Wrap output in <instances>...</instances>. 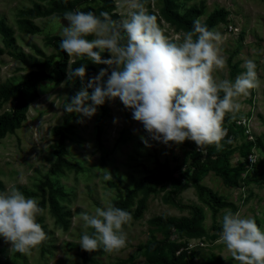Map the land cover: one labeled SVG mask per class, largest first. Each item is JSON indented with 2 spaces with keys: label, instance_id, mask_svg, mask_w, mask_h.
Returning a JSON list of instances; mask_svg holds the SVG:
<instances>
[{
  "label": "rangeland",
  "instance_id": "obj_1",
  "mask_svg": "<svg viewBox=\"0 0 264 264\" xmlns=\"http://www.w3.org/2000/svg\"><path fill=\"white\" fill-rule=\"evenodd\" d=\"M54 1L59 0H0V22L10 29L8 38L0 35V85H15L30 71L52 75V63L58 58L48 40L51 37L62 39V27L68 26V22L64 16L56 14L42 16L31 21L38 30L31 34L20 29L19 13L37 4L46 11ZM112 1L117 21L127 18L129 9L124 0ZM200 3L204 8L199 18L201 23L215 10L227 12L225 22L213 28L224 37L222 55L227 65L214 75L235 82L246 71L245 61L251 59L257 66L260 81L258 88L238 99L242 108L235 118L232 114L226 115L232 118L226 124L233 131L230 167L243 168L236 187L224 185L212 172L201 176L200 184L234 207V211L226 209L239 212L242 218H253L264 231V0H182L176 3V11L181 14ZM86 6L96 9L99 3L89 1L79 5L77 10ZM145 7L148 14L157 18L165 36L182 42L184 32L161 18L160 1L145 0ZM101 55L110 58L107 51ZM78 61L92 68L96 75L101 70L100 65L86 57L67 55L64 80L58 85L40 81L36 97L27 99L20 128L0 140V192L15 186L26 197L43 203L44 213L38 219L47 235L44 243L27 254L10 251L11 245L0 237V264H148V247L163 240V232L149 221L155 217L190 218L196 211L202 217L204 234L195 239H180L176 235L171 238L183 246V261L186 264H238L225 245L218 243L225 209H211L199 201L190 184L191 151L185 142L165 145L152 140L143 124L133 119V110L125 108L118 98L106 101L90 119L64 112L72 85L79 80L67 79L68 68ZM108 69L111 73L112 69ZM11 108L10 101L0 102V115ZM64 120L68 123L64 158L78 170L60 167L53 173L57 138L52 131ZM142 137L148 139L149 146L142 142ZM156 161L176 168V181L151 186L130 199L123 209L133 217L124 227L126 246L118 252H105L102 246L91 253L82 250L79 241L84 229L78 214L81 211L94 214L96 208H104L109 203L117 207L115 203L125 197V191L140 185ZM106 171L112 180L103 179ZM45 180L59 193L52 196L51 204L47 201V189H40ZM183 184L186 187L183 188ZM140 202L143 205L137 215L136 207ZM87 231L91 234L94 230Z\"/></svg>",
  "mask_w": 264,
  "mask_h": 264
},
{
  "label": "clouds",
  "instance_id": "obj_2",
  "mask_svg": "<svg viewBox=\"0 0 264 264\" xmlns=\"http://www.w3.org/2000/svg\"><path fill=\"white\" fill-rule=\"evenodd\" d=\"M124 2L129 11L121 21L107 12L99 16L79 10L64 14L68 26L62 27L59 46L63 52L112 69L108 75L102 68L85 83L86 66H69L67 79L78 78L81 88L65 103L64 112L90 119L98 107L118 98L133 110V119L143 124L152 140L165 145L191 141L197 149L215 145L222 150L221 142L227 136L225 116L232 114L234 119L242 108L238 99L260 86L255 62L246 60V71L235 82L218 79L214 73L227 65L220 32L197 19L182 42H174L165 36L157 18L147 13L145 0ZM105 51L109 59L102 58ZM141 139L149 146L147 138ZM250 160L255 163L254 158ZM103 179L112 180V176L106 171ZM43 213L37 199L26 197L15 186L0 192V237L11 245L10 251L27 254L47 239L37 222ZM78 219L84 229L79 241L82 250L91 253L102 246L105 252H118L126 246L124 227L133 219L128 211L109 203L96 208L94 214L81 211ZM88 229L94 231L89 234ZM220 242L238 264H264V231L253 218L225 209Z\"/></svg>",
  "mask_w": 264,
  "mask_h": 264
},
{
  "label": "trees",
  "instance_id": "obj_3",
  "mask_svg": "<svg viewBox=\"0 0 264 264\" xmlns=\"http://www.w3.org/2000/svg\"><path fill=\"white\" fill-rule=\"evenodd\" d=\"M89 1H97L99 6L95 9L91 6H86L79 11L83 12H93L95 15L99 16L101 12H107L111 18L115 21L118 20L115 11V5L112 0H59L54 1L51 6L46 10L42 11L40 5H33L31 8L21 11L19 13L22 19L20 24V29L27 31L31 34L38 32L37 28L32 25L31 21L42 16H49L52 14L64 16L68 11H76L77 7L81 4H85ZM162 3V9L160 10L161 18L170 26L175 29L182 31L184 33L193 29V22L199 19L203 15V4L200 3L197 7H190L186 9L183 13H178L176 11V3L182 0H158ZM227 12L223 9L215 10L208 15L203 25L207 26L212 30L216 25L223 24L225 22V17ZM10 34V29L5 27L2 22H0V35L3 38H8ZM91 39V37H89ZM61 38L51 37L48 40L49 45L53 47L56 51L57 61L52 63V75H45L42 72L30 71L26 73L20 82L15 85H0V102L10 101L12 103V108L9 112H5L0 115V140L3 139L7 134H13L15 130L19 129L22 121L24 120V115L26 112L27 99L35 98L37 95L38 83L42 80H47L55 85L60 84L64 78V66L67 62V54L63 52L60 48ZM103 59H108L106 55H101ZM83 65L80 61L73 63L71 68H77ZM107 69L108 75L110 71L107 65L100 64V69ZM96 76L94 70L86 66V77L85 83L88 80ZM107 80V76L105 77ZM81 88L80 80L75 81L70 90V95L67 102H70L71 98L75 95L77 91ZM91 92V89H89ZM223 96V93H221ZM232 118L225 116L223 127L227 129V136L221 142L223 144L222 150H217L215 145L205 146L203 149H197V146L191 141H185V146L191 151L190 155V174L189 181L195 194L199 201L205 203L211 209H226L231 208L234 211L233 205L223 201L221 198L216 196L208 188L200 184L201 176L212 172L214 175L220 178L222 183L228 187H236L237 179L239 174L242 173L243 168H231L229 163V156L232 154L230 149V143L228 140L233 134L232 128L226 126ZM68 131V123L66 120L62 122L59 127L53 129V135L57 138V150H56V161L52 166L51 171L57 172L60 167H69L73 170H78V167L68 163L65 160L66 148H65V133ZM177 169H171L166 163H161L156 161L147 173V175L142 179L140 185L132 190L125 191V197L119 199L115 205L118 208L124 209L129 204L130 199L136 195L139 191L149 188L151 186H160L165 183L175 182V173ZM182 187H186L183 184ZM46 188L49 194L47 201L51 204L52 196L59 195V193L53 190L50 183L45 180L41 186V190ZM180 190V189H178ZM143 203L140 202L136 207V214L141 213ZM39 206L43 208V203H39ZM52 213L55 215L54 209H51ZM39 216H37V222L39 223ZM202 217L199 212H195L192 217H182V218H164L155 217L149 221L151 226L160 229L163 232V240L153 243V245L148 247L149 255L146 257L148 264H186L183 261L184 251L181 244L174 243L171 238L172 235L177 237L195 239L199 238L204 234L201 227ZM44 243V242H43Z\"/></svg>",
  "mask_w": 264,
  "mask_h": 264
}]
</instances>
